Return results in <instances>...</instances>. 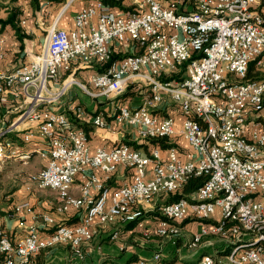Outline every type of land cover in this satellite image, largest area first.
I'll return each mask as SVG.
<instances>
[{"label":"built area","instance_id":"1","mask_svg":"<svg viewBox=\"0 0 264 264\" xmlns=\"http://www.w3.org/2000/svg\"><path fill=\"white\" fill-rule=\"evenodd\" d=\"M132 2V10L117 15L96 0L74 15L71 29L51 27L28 63L0 70V104L13 89L23 102L0 129V165L27 162L33 154L22 145L38 140L44 148L34 154L46 164L29 176L30 185L55 193L56 214L82 212L72 227L46 213L29 224L15 218L23 234L13 240L0 228V264H29L33 254L59 244L83 259L84 245L100 229L142 228L152 200L171 196L192 177L203 182L189 199L153 208L159 217L155 236L175 244L179 224L196 221L188 247L202 249L192 264H264V0ZM113 44L127 52L118 61L111 60ZM72 63L106 67L85 83L73 77L60 83ZM249 72L257 78L247 79ZM72 85L108 101L131 87L146 91L137 108L117 104L108 120L102 113L88 115L79 103L55 111ZM166 103L182 116L177 130L172 117L153 113ZM85 119L97 130L122 127L135 141L178 135L191 152L183 162L172 147L164 161L158 149L144 154L124 143L90 152L86 132L77 127ZM22 124L27 129L20 141L3 140ZM119 168L131 172V181L112 189L107 181ZM24 207H15L11 217ZM136 264H162L161 254Z\"/></svg>","mask_w":264,"mask_h":264},{"label":"crops","instance_id":"2","mask_svg":"<svg viewBox=\"0 0 264 264\" xmlns=\"http://www.w3.org/2000/svg\"><path fill=\"white\" fill-rule=\"evenodd\" d=\"M101 1V0H100ZM119 5L107 6L110 10L122 15L127 10L133 9L132 0H113ZM96 0H0V21L7 18L14 19L16 28L21 30L27 37L19 42L14 33V29L8 24H0V40L1 51L4 53L3 60H0V70L11 69L20 64H26L31 57L38 54L44 44L45 34L51 28H60L69 30L72 28V20L74 15L82 8L93 6ZM111 56H115V61L120 60L127 52L120 45L113 44L111 47ZM132 51V49L127 50ZM137 51V49H136ZM97 66L82 67L77 63L71 64V71L62 72L60 83L73 77L79 73H85L88 70L90 74L97 71ZM79 82V81H78ZM83 83V82H81ZM57 83L54 87H59ZM72 85L62 98L56 103L53 109L57 112L67 111L68 107L79 103L85 108L88 115L102 113L108 120H111L112 111L117 104L126 105L129 108H137L141 102V95L144 91H136L132 87L122 96L115 100H103L93 98L83 93L85 99H80L75 93H71ZM124 96V97H123ZM23 102L18 95V90L13 89L7 92V102L0 104V129L4 128L14 117ZM153 113L159 118L166 116L172 117L174 120V129H179L182 116L177 112L173 105L166 103L159 106ZM88 120L80 121L77 127L84 130L86 127L87 145L90 152L97 146L110 149L124 139L135 141L127 130L122 127H115L112 123L108 130H97L87 124ZM27 129L26 124L19 126L18 131L13 134L6 135L3 140L13 139L18 142L22 138L24 130ZM126 131V132H125ZM164 144L169 147H160L159 145L150 144L146 141H136L140 145V150L144 154H148L152 149H158L162 161L166 159L168 148L175 149L178 158L183 162L188 152H191L189 145L176 135L167 138ZM43 144L38 140H34L29 144H23L21 151L32 152L33 156L27 162L18 160H7L0 165V228L7 231L11 239L15 240L22 236L23 231L17 227V219H22L26 224L31 223L34 215L50 214L57 222H61L69 227L79 224L82 212L70 210L66 214H56L54 206L57 203L56 195L50 190H39L29 183V176L42 169L46 161L34 154L37 149H43ZM37 157L38 162L33 159ZM16 165V166H13ZM24 167V168H23ZM96 174L102 176L101 172ZM76 181L79 177L75 178ZM131 181V172L119 168L113 173L107 181V186L117 188L124 183ZM77 195V193L73 192ZM168 197L158 196L152 200L151 206L147 209L143 227L135 228L134 224L128 225H107L100 229L90 242L84 245V259L78 260L72 255L67 245L59 244L53 248L40 251L30 257L29 264H136L139 259L151 260L152 254L160 252L162 264H192L196 262L201 251L188 252L182 249L180 239L177 240L176 246L170 241L155 236L154 229L157 225L159 217L155 214L153 208H157L168 202ZM19 205H25L18 213L17 217L12 218L11 214L14 208ZM154 210V211H153ZM191 220L183 221L179 224L182 231L185 224ZM196 222V221H195ZM113 231L116 232L115 238H111ZM45 233V230H42ZM148 233L149 238H143V234ZM200 253V254H199Z\"/></svg>","mask_w":264,"mask_h":264},{"label":"trees","instance_id":"3","mask_svg":"<svg viewBox=\"0 0 264 264\" xmlns=\"http://www.w3.org/2000/svg\"><path fill=\"white\" fill-rule=\"evenodd\" d=\"M104 4H108V5H119V3H116L115 1L113 0H101ZM261 14L263 15L264 17V12L260 11ZM0 24L1 25H5V24H8L12 27V29H14V33L16 35V38L19 42H22V39L27 37L21 30H19L18 28H16L15 24H14V19H12L11 17L10 18H7V20L5 21H0ZM116 57L115 56H111V60H115ZM106 67V65H105ZM104 67V68H105ZM97 71L96 72H101L103 71V67H99L97 66ZM184 67H182L183 69ZM251 69V68H250ZM249 69V70H250ZM183 70L180 71V73L178 75H176L175 77H178L180 76V74L182 73ZM257 78V74H252L251 72L248 73L247 75V79H255ZM127 92V90H126ZM122 96V95H121ZM125 96V94H124ZM123 96V97H124ZM84 130L86 131V127H84ZM167 140L166 139H150V140H147L146 142H149L150 144H154V145H159L160 147H169L168 145L164 144V142H166ZM122 143L124 144H127L128 146H130L131 148L133 149H139L140 148V145H138V143L136 141H130V140H127V139H124L122 141ZM203 182V179L201 177H192L190 178L184 185L183 187L178 190L177 192L173 193L170 198L168 199V202H172V201H175L179 198H187L189 199V197L194 194L196 192V190L198 189L199 186H201ZM155 214L158 216V213L155 212Z\"/></svg>","mask_w":264,"mask_h":264},{"label":"rangeland","instance_id":"4","mask_svg":"<svg viewBox=\"0 0 264 264\" xmlns=\"http://www.w3.org/2000/svg\"><path fill=\"white\" fill-rule=\"evenodd\" d=\"M85 73H79V74H77L76 76H75V80L76 81H79V82H83V83H85L86 81H87V79H88V77L90 76V72L88 71V70H86V71H84ZM127 90H129V89H127ZM71 93L73 94V96H75V93L79 96V98L80 99H85L84 97H82V96H84L83 95V93H81V91L79 90V89H77V88H72L71 89ZM35 162H38L39 160H38V158L37 157H35L34 159H33ZM13 166H16V165H13ZM24 168V167H23ZM180 228H182V227H180L179 226V234H180V236L182 235V240L183 241H181L180 240V245H181V247H182V249H185L186 251H187V253L189 252H193V251H197L198 249H202V247L201 246H198V247H195V248H192V247H188V243H189V240L191 239V237L193 236V234L197 231V229L199 228V223L198 222H195V221H190V222H188V223H186L185 224V227H184V229H183V231L180 229ZM143 236V235H142ZM143 238H145V239H147V238H149V236L148 237H144L143 236ZM177 243V242H176ZM176 243L175 244H172L173 246H176ZM177 247V246H176ZM200 254V253H199ZM78 260H82V259H79L78 257H76ZM84 259V258H83Z\"/></svg>","mask_w":264,"mask_h":264}]
</instances>
